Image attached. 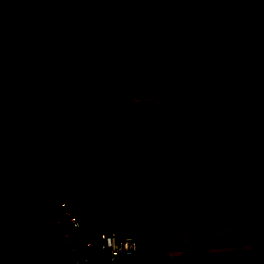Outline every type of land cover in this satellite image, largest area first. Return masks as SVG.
Listing matches in <instances>:
<instances>
[{
	"label": "crops",
	"instance_id": "crops-1",
	"mask_svg": "<svg viewBox=\"0 0 264 264\" xmlns=\"http://www.w3.org/2000/svg\"><path fill=\"white\" fill-rule=\"evenodd\" d=\"M3 1L26 56L61 41L75 18L96 13L100 15L92 36L110 47L114 27L124 24L140 3ZM156 4L123 42V54L105 58L97 69L92 61L57 68L33 90L21 89L27 78L18 59L10 57L0 68V145L8 152L2 154V173L6 178L15 173L19 180L22 203L15 205L16 223L21 208L22 229L28 221L49 224L59 197L87 227L137 240V253L120 264H264V104L242 105L232 118H221L224 147L214 137L205 146L183 206L172 176L161 178L153 200L135 203L151 161L175 134L170 124L152 114L124 113L161 108L167 89L190 107L193 82L198 81L200 90L212 82L197 77L198 58H224L225 69L233 54L248 47L239 25L242 18L251 20L254 35L263 36L264 0ZM5 52L0 33V60ZM224 69L213 75L209 92L197 101L211 118L218 103L229 107L234 102V89L220 76ZM95 71L98 79L89 87ZM22 128L30 140L25 151L14 146ZM184 140L189 143L190 136ZM220 159L231 178L212 177ZM66 260L63 229L50 225L34 243L15 249L0 264Z\"/></svg>",
	"mask_w": 264,
	"mask_h": 264
},
{
	"label": "trees",
	"instance_id": "trees-1",
	"mask_svg": "<svg viewBox=\"0 0 264 264\" xmlns=\"http://www.w3.org/2000/svg\"><path fill=\"white\" fill-rule=\"evenodd\" d=\"M117 1L119 0H115ZM156 3L157 0H140L138 10L129 12L126 22L114 27L110 47H103L92 36L100 15L96 13L91 17L75 18L67 35L61 41H57L45 51L26 56L15 38L5 3L0 0V33L2 42L6 46V52L0 60V68L10 57L18 59L27 78L26 84L21 89L31 87L33 90L38 89L43 78L57 68L92 61L97 69L105 58L123 54V42L134 35L138 24L155 10ZM251 23L249 18L241 19L239 25L248 47L237 51L220 75L234 89V102L231 106L225 107L218 103V111L213 118L205 114L199 106L197 101L203 94L209 92L208 88L214 80L199 93L193 94V103L188 108L179 102L170 89H167L166 100L161 108H138L124 112L152 114L170 124L175 134L173 142L151 161L146 179L136 194L135 203L153 200L157 195L161 178L172 176L178 189L182 188L184 191V194L180 195V203L183 206L205 146L214 137L219 141L220 148L224 147L222 130L219 126L221 118L224 116L232 118L234 112L242 105L264 104V35H254ZM97 79L98 75L95 71V80L89 87L95 84ZM16 97L14 92L12 101ZM188 135L191 140L189 143L184 140ZM225 163L220 159L213 169L212 177L231 178V170ZM12 210L15 208L0 206V223ZM41 225L43 224L37 225L28 221L23 229L13 233L8 239L11 249L6 251L4 246L0 248V260L10 257L15 249L26 248L34 243L40 236L36 230Z\"/></svg>",
	"mask_w": 264,
	"mask_h": 264
},
{
	"label": "built area",
	"instance_id": "built-area-1",
	"mask_svg": "<svg viewBox=\"0 0 264 264\" xmlns=\"http://www.w3.org/2000/svg\"><path fill=\"white\" fill-rule=\"evenodd\" d=\"M178 191L180 195L184 194L182 188ZM50 225L63 229L66 264H120L121 260L133 257L138 251V242L132 235L87 227L59 197L52 204V220L41 225L36 233L41 234Z\"/></svg>",
	"mask_w": 264,
	"mask_h": 264
},
{
	"label": "rangeland",
	"instance_id": "rangeland-1",
	"mask_svg": "<svg viewBox=\"0 0 264 264\" xmlns=\"http://www.w3.org/2000/svg\"><path fill=\"white\" fill-rule=\"evenodd\" d=\"M216 52V51H213ZM234 58V54L232 55V58ZM223 60H219L217 62L208 61L207 57L204 56L203 59L198 58L197 63L195 64L197 66V69L199 71V80H202L203 83L207 84L215 79L216 73H218L222 68L225 67L226 59L222 58ZM231 61V60H230ZM207 70H210L207 73ZM223 72V71H222ZM207 73V74H206ZM222 74V73H221ZM205 84H203L205 86ZM194 88L192 89L194 94L199 93L200 86L198 84V81L193 82ZM190 88V87H189ZM24 100V99H23ZM208 100V99H207ZM214 116H212L213 118ZM22 135L17 136L15 139L14 146L21 147L24 149V151L27 149L28 142L30 143L29 138L27 137L26 130L24 128L21 129ZM30 136V135H29ZM0 140H2L0 138ZM12 146V145H11ZM3 151H5L7 154V147L6 145H0V206L2 208H11L17 205L20 207L22 203V198L20 197V191H19V180L17 178V175L14 173L12 176H9L6 178L4 174L2 173L4 162L2 160V154ZM13 169L10 170L12 172ZM15 197H18L15 199ZM16 200V203H15ZM13 212H10L6 215L4 221L0 223V248L4 246L6 250H9L11 248L10 242H8V239L15 233L16 231H19L21 228V223H23V214L21 208H19L18 211V223H16V214Z\"/></svg>",
	"mask_w": 264,
	"mask_h": 264
}]
</instances>
